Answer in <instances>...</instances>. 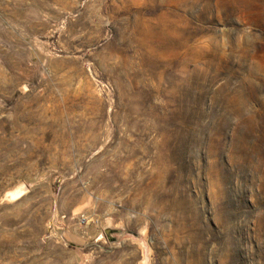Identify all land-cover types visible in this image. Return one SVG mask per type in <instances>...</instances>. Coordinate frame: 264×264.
<instances>
[{
	"label": "rangeland",
	"instance_id": "obj_1",
	"mask_svg": "<svg viewBox=\"0 0 264 264\" xmlns=\"http://www.w3.org/2000/svg\"><path fill=\"white\" fill-rule=\"evenodd\" d=\"M264 264V0H0V264Z\"/></svg>",
	"mask_w": 264,
	"mask_h": 264
},
{
	"label": "water",
	"instance_id": "obj_2",
	"mask_svg": "<svg viewBox=\"0 0 264 264\" xmlns=\"http://www.w3.org/2000/svg\"><path fill=\"white\" fill-rule=\"evenodd\" d=\"M104 233L107 240L112 245L120 244L124 239L130 238L141 244L143 248V259L141 264H149L150 262V245L145 234L128 229L124 226L116 227L108 224L104 227Z\"/></svg>",
	"mask_w": 264,
	"mask_h": 264
}]
</instances>
